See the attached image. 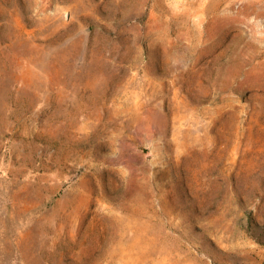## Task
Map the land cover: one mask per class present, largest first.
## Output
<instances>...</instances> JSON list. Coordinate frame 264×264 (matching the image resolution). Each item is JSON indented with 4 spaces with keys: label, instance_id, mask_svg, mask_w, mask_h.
I'll use <instances>...</instances> for the list:
<instances>
[{
    "label": "rangeland",
    "instance_id": "rangeland-1",
    "mask_svg": "<svg viewBox=\"0 0 264 264\" xmlns=\"http://www.w3.org/2000/svg\"><path fill=\"white\" fill-rule=\"evenodd\" d=\"M0 264H264V0H0Z\"/></svg>",
    "mask_w": 264,
    "mask_h": 264
}]
</instances>
